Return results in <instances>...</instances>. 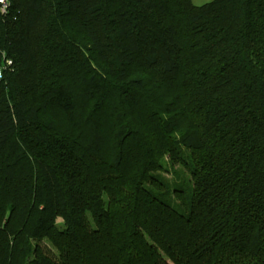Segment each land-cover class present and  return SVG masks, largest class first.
<instances>
[{"label": "trees", "instance_id": "16d2710c", "mask_svg": "<svg viewBox=\"0 0 264 264\" xmlns=\"http://www.w3.org/2000/svg\"><path fill=\"white\" fill-rule=\"evenodd\" d=\"M164 257L264 264V0H5L0 264Z\"/></svg>", "mask_w": 264, "mask_h": 264}, {"label": "rangeland", "instance_id": "374dc122", "mask_svg": "<svg viewBox=\"0 0 264 264\" xmlns=\"http://www.w3.org/2000/svg\"><path fill=\"white\" fill-rule=\"evenodd\" d=\"M209 0H192L193 3L195 4H202L204 2H207ZM162 165L164 167V174L162 173L163 177L165 180H169V181H174V176L175 174L179 171V168L177 167H174V168H171L170 165H168L165 160H162ZM161 175V177H162ZM162 177V178H163ZM167 178V179H166ZM163 179V180H164ZM172 189L173 187H171L170 189V192L169 193H165L161 196V198L166 201L168 204H170L175 210H178L180 212H184L185 211V205L181 204V200L179 199H176L174 196H173V193H172ZM152 247L158 252V253H161L157 247L155 245H152ZM165 260L167 261L168 264H173L171 262L170 259L164 257Z\"/></svg>", "mask_w": 264, "mask_h": 264}, {"label": "built area", "instance_id": "2783aa9c", "mask_svg": "<svg viewBox=\"0 0 264 264\" xmlns=\"http://www.w3.org/2000/svg\"><path fill=\"white\" fill-rule=\"evenodd\" d=\"M5 9V0H0V10L3 11Z\"/></svg>", "mask_w": 264, "mask_h": 264}]
</instances>
